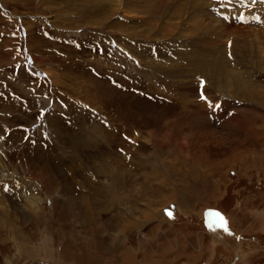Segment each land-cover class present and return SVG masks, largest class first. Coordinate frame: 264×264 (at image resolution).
I'll list each match as a JSON object with an SVG mask.
<instances>
[{
  "label": "rangeland",
  "instance_id": "obj_1",
  "mask_svg": "<svg viewBox=\"0 0 264 264\" xmlns=\"http://www.w3.org/2000/svg\"><path fill=\"white\" fill-rule=\"evenodd\" d=\"M221 5L0 0V258L47 230L51 264H264V4Z\"/></svg>",
  "mask_w": 264,
  "mask_h": 264
},
{
  "label": "clouds",
  "instance_id": "obj_2",
  "mask_svg": "<svg viewBox=\"0 0 264 264\" xmlns=\"http://www.w3.org/2000/svg\"><path fill=\"white\" fill-rule=\"evenodd\" d=\"M2 179L4 177L0 176V180ZM8 243L11 253L7 259L0 258V264H17L18 261H23V264H27V261L24 259V250L19 247L18 241L12 237L9 238ZM29 247L35 258L40 261V264H51V261L57 258L56 254L61 251L55 238L47 230H41L37 240L30 242ZM248 260L249 255L245 253L243 264H248ZM233 264H241V261L234 257Z\"/></svg>",
  "mask_w": 264,
  "mask_h": 264
},
{
  "label": "bare ground",
  "instance_id": "obj_3",
  "mask_svg": "<svg viewBox=\"0 0 264 264\" xmlns=\"http://www.w3.org/2000/svg\"><path fill=\"white\" fill-rule=\"evenodd\" d=\"M205 67V69L204 70H206V65L204 66ZM226 69L221 73V71H219V74L221 73V76H218V77H216V76H213V75H211V74H208V76H210L211 78H210V86L211 87H213V88H217V89H219V90H222V91H226V90H232V92H233V94L234 93H236V95L237 94H239V95H243V96H245V97H249V98H252L253 96H254V94H255V92H253V91H251V89H253V87L251 86V85H245V89L247 90V91H243V89H244V85H243V81L242 80H239V72H237L238 70L237 69H234V70H232L229 66H226L225 67ZM207 71V70H206ZM209 72V71H208ZM222 75H230L229 77L227 76H222ZM203 76H204V73H203ZM207 79V78H206ZM210 87V88H211ZM261 93V92H260ZM203 109V108H202ZM202 109H200L198 106H195L193 109H192V111H194V112H196L197 113V111H202ZM243 112V111H242ZM242 112H237V116H235L236 118L238 117V119H239V121H240V119H242L243 120V116H245V115H243L242 114ZM196 113H195V115H196ZM199 113V112H198ZM245 113V112H244ZM204 115V114H203ZM202 116V115H201ZM249 119V118H248ZM246 120V118H244V121ZM232 121V120H231ZM228 122H230V120L228 121ZM241 122V121H240ZM243 122V121H242ZM249 124L250 123V120H249V122L247 121L246 122V124ZM245 124V125H246ZM247 124V125H248ZM251 125V124H250ZM249 125V126H250ZM244 127H247L248 128V126H244ZM177 128H179V126L177 127ZM247 128H244V129H247ZM180 129V128H179ZM250 130V129H249ZM255 131V130H254ZM259 131V130H258ZM261 131V130H260ZM174 132V131H173ZM256 133V132H255ZM261 133V132H260ZM264 134V133H263ZM255 135H257V133L255 134ZM261 135V134H260ZM157 136V138L159 139V140H161V136L160 135H156ZM163 137V136H162ZM167 136H165V138H166ZM107 138V137H106ZM172 138V137H171ZM180 139V138H179ZM184 139V138H183ZM109 140V139H108ZM167 140V139H166ZM257 140V139H256ZM165 141V140H164ZM167 141H169V140H167ZM185 141V140H184ZM194 141V140H193ZM161 142V141H160ZM163 142V141H162ZM174 142H175V140H174ZM173 142V143H174ZM165 144V143H164ZM176 144H177V142H176ZM187 146V145H186ZM195 155V154H194ZM192 156V155H191ZM194 157V156H193ZM195 159V158H194ZM4 203V202H3ZM8 207V206H7ZM8 209L9 208H6L5 206H2V205H0V216L3 214V213H5V212H7L8 211ZM115 218V217H114ZM2 222L3 221H1V224H2ZM87 243H89V242H87ZM184 250V249H183ZM130 260H128V262H129Z\"/></svg>",
  "mask_w": 264,
  "mask_h": 264
},
{
  "label": "snow or ice",
  "instance_id": "obj_4",
  "mask_svg": "<svg viewBox=\"0 0 264 264\" xmlns=\"http://www.w3.org/2000/svg\"><path fill=\"white\" fill-rule=\"evenodd\" d=\"M219 2L220 3H224L225 2V0H219ZM228 17H222V19H227ZM244 21V18H243V16H241L240 17V22H243ZM201 86H203V81H201ZM202 99H203V96H202ZM5 190H7V189H5ZM167 215L169 216V218H172V213L171 212H168L167 213ZM225 221V220H224ZM225 224H226V221H225ZM224 232L226 233V234H228V235H231V233H228V231H225L224 230Z\"/></svg>",
  "mask_w": 264,
  "mask_h": 264
}]
</instances>
